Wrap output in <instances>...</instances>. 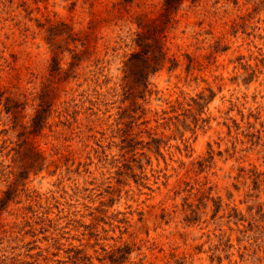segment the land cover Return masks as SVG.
I'll list each match as a JSON object with an SVG mask.
<instances>
[{
	"label": "rangeland",
	"instance_id": "rangeland-1",
	"mask_svg": "<svg viewBox=\"0 0 264 264\" xmlns=\"http://www.w3.org/2000/svg\"><path fill=\"white\" fill-rule=\"evenodd\" d=\"M118 1L0 0V84L28 95L18 126L0 106V198L33 97L45 84L55 97L30 139L42 166L0 216V264H264V0L184 1L167 43L178 64L139 100L133 152L123 66L136 17L164 0L108 12ZM96 17L92 57L58 78L50 25Z\"/></svg>",
	"mask_w": 264,
	"mask_h": 264
},
{
	"label": "trees",
	"instance_id": "trees-1",
	"mask_svg": "<svg viewBox=\"0 0 264 264\" xmlns=\"http://www.w3.org/2000/svg\"><path fill=\"white\" fill-rule=\"evenodd\" d=\"M184 1L164 0L158 15L150 17L147 14H140L135 19L138 30L135 33L133 42L136 49L124 62V75L120 84L124 100L129 101L133 108L132 110L125 109V112L120 117V124L124 125V128H120L119 131L121 137L127 141L129 151L133 152L136 145L139 144L136 141L139 133H133L135 127L134 120L136 119V114L134 113H137L139 110L144 111L139 100H145L149 92L151 77L162 71L168 62L171 63V68H175L178 64L177 57L169 55L167 43L169 31L178 22L176 16ZM193 1L196 2V0ZM133 2L134 0H119L113 3L111 8L107 7V11L110 12V9L113 11L115 9L120 10L121 8L127 10ZM101 21L97 17L93 18L88 23V26L78 30H75L71 24L65 21L50 25L48 39L53 51V62L56 64L55 75L58 78L66 75L65 78L68 79L75 75L76 68L83 61L89 60L92 57V44L98 40L96 30ZM60 36L64 37V45H58L54 42ZM66 51L70 53L71 61L69 63V70L64 72L61 67V55ZM102 62L101 59H97L95 64L99 65ZM15 88V92H8L9 90L0 84V106H3L6 114L12 115L16 126H18L22 119V111L28 103V95L21 92L19 87ZM8 93L10 95L7 96L6 94ZM200 98L204 100V97L200 96ZM54 99V90L46 84L32 99L33 102L37 103L36 115L29 127L21 125L22 131L19 134V149L13 157L14 168L17 171L12 170L10 172L12 177H10L8 190L4 192V197L0 198V216L7 210L12 199L18 196L20 188L25 185L24 181L29 177L31 171L39 166L37 165L39 161L42 166L41 162L44 161L42 152L36 148L30 139L31 136L41 135L48 125L49 117L53 112ZM193 101L196 100L193 99ZM67 103L65 102L64 104ZM124 120H128V122L123 124L122 121Z\"/></svg>",
	"mask_w": 264,
	"mask_h": 264
}]
</instances>
